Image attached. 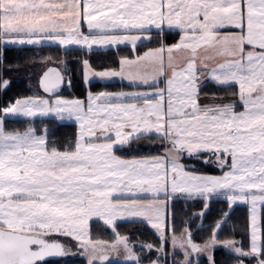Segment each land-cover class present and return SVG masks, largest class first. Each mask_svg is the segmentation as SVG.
I'll use <instances>...</instances> for the list:
<instances>
[{"label": "snow or ice", "instance_id": "obj_1", "mask_svg": "<svg viewBox=\"0 0 264 264\" xmlns=\"http://www.w3.org/2000/svg\"><path fill=\"white\" fill-rule=\"evenodd\" d=\"M167 30L179 35L176 43L163 42ZM153 32L159 46L121 58L118 68L96 71L83 61L86 82L118 77L149 90L89 91L85 100L63 99L58 92L64 76L49 67L40 79L48 98H18L0 109V264H42L70 254L56 237L76 241L88 264H112L110 256L121 253L126 264H142L129 237L117 231L118 222L155 229L161 244L150 264H160L168 243L167 201L177 195L202 198L201 217L213 196L223 197L229 209L203 245L187 229L180 237L173 233L182 264L217 246L238 264H264V0H0V47L48 43L92 52L127 44L135 50L151 42ZM205 81L236 87L237 100L201 105ZM8 117L27 118L28 126L10 131ZM45 117L74 120L75 140L58 147L43 120L39 129L33 123ZM152 139L162 143L161 154H115ZM203 154L215 157L222 175L197 174L194 165L189 170L184 161ZM238 204L249 207L247 250L242 241L219 240ZM90 221L115 239L93 240Z\"/></svg>", "mask_w": 264, "mask_h": 264}, {"label": "trees", "instance_id": "obj_2", "mask_svg": "<svg viewBox=\"0 0 264 264\" xmlns=\"http://www.w3.org/2000/svg\"><path fill=\"white\" fill-rule=\"evenodd\" d=\"M151 42L138 44L135 50L130 46H119L117 48H109L104 50H94L88 52L81 50L79 47H72L65 50L57 45H27V46H3L0 47V109L8 107L14 103L16 99L28 96L44 95L39 88V77L41 73L50 65L52 61H63L66 76L71 80L70 90L64 92L70 96L85 98L88 92V86L83 83L82 65L85 59L89 60L94 68L106 69L117 68L118 62L124 57H133L136 54L157 46L160 39L156 33L152 34ZM179 35L175 31H165L163 33V42L166 44L177 42ZM51 59H48V58ZM47 61V62H45ZM7 81V86H3V82ZM206 86L202 88L200 101L208 102L214 100H236L237 97L233 93L237 90L233 88H220L208 81ZM93 91L104 88L121 89L131 87L126 83L119 82H100L93 81L90 84ZM238 87V86H237ZM41 120L48 126L50 140H54L55 144L63 149L70 141H74L78 127L75 123H62L50 117L37 118L33 123L39 127ZM28 126V120L24 117H8L5 120V127L8 130L23 131ZM118 152L125 157L143 156V152L126 151L119 149ZM208 159L212 163L205 164L202 161ZM191 166H195L196 172H205L212 174H221L222 170L217 166L215 157L210 154H203L200 159H186L184 161ZM226 170V169H225ZM205 201L202 198L186 199L184 196H176L171 205L170 216L174 221L172 229L169 228L167 236L171 233L181 235L185 229L191 233L194 243L202 244L209 240L214 230V225L222 219V214L229 211L225 199L213 197L208 202L209 208L203 217L196 214L204 211ZM250 213L247 205H236L219 232V240L235 239L242 241L243 247L247 250L250 242ZM262 229H264V208L262 209ZM91 238L112 242L115 237L108 228L101 227L100 223L95 221L91 224ZM117 231L120 234L127 235L135 247V251L143 256L144 261L156 259L155 251L148 256L142 254L143 248L138 244H151L155 248L160 247L161 241L159 236L146 223H118ZM169 243L165 245L167 251L170 252ZM173 255V254H172ZM184 260L182 253H174ZM215 264H238L236 258L229 254V251L220 248L214 252ZM195 264H210L205 256H200ZM196 260V258H195ZM194 260L191 261L193 264ZM247 264H254V260H245ZM43 264H88L86 255L68 254L59 260H50ZM112 264H126L121 261H112Z\"/></svg>", "mask_w": 264, "mask_h": 264}, {"label": "rangeland", "instance_id": "obj_3", "mask_svg": "<svg viewBox=\"0 0 264 264\" xmlns=\"http://www.w3.org/2000/svg\"><path fill=\"white\" fill-rule=\"evenodd\" d=\"M44 44V43H43ZM7 46H12V45H7ZM89 61V60H88ZM50 62L51 63H55V64H58V65H61L62 66V68H63V70H64V72H65V68H67V67H65L64 68V64H62V63H60V62H58V61H52V60H50ZM89 63H90V65L92 66V68L94 69V70H96V71H100V70H98V69H96V68H94L93 67V65L91 64V62L89 61ZM66 73V72H65ZM66 75H67V73H66ZM67 77V79H68V76H66ZM96 80H99L98 78H91L90 79V81L89 82H86L85 81V79H84V81H85V84H86V86H88V92H87V95H88V93H89V91L91 92V93H93V94H97V93H100V92H103V91H93L92 89H91V87H90V84L93 82V81H96ZM69 84V81H67V83H66V85H68ZM161 87H163V86H161ZM103 90V89H102ZM119 90V89H118ZM144 90H149V89H138V88H136V89H134L133 91H126V92H134V91H144ZM87 95H86V97H87ZM59 96L61 97V98H63V99H81V100H85L86 98H72L73 96H71V97H69V95H67V94H59ZM29 97V96H28ZM34 97V96H33ZM40 97H44V98H48V96L47 95H42V96H40ZM26 98V97H25ZM237 100V99H236ZM231 101H234V100H214V101H208V102H201V101H199V103L201 104V105H207V104H220V103H227V102H231ZM239 110V109H238ZM77 127H78V125H77ZM142 141H140L139 143H141ZM157 142L158 141H156V142H154V141H152L151 140V142L149 143L148 141H143V143L141 144V145H139L138 143H132L130 146H126V147H124V148H117V149H114V151H115V154L116 155H118V156H121L122 158H125V159H132V158H147V157H149V156H155V155H159V154H161L162 152H163V145H162V143L160 142V144H157ZM119 149H124V150H126V151H135V152H137V151H141V152H143L144 154H143V156H138V157H125V156H122L119 152H118V150ZM147 152V153H146ZM150 153V154H149ZM190 170V169H189ZM197 174H207V175H213V176H220V175H222L223 173H221V174H212V173H205V172H197ZM177 196H180V195H177ZM213 197H217V196H213ZM213 197H211V198H213ZM162 199H163V197H161ZM175 198V197H174ZM173 198V199H174ZM211 198H210V200H211ZM217 198H222V199H224L223 197H217ZM173 199H171L170 201H167V203H168V205H169V207H168V209L166 210V220H167V224H168V227H167V230H166V235H167V231H168V229L169 228H171L172 229V226H173V223H174V221H172V218H171V214H170V211H171V205H172V202H173ZM209 200V201H210ZM236 206V205H235ZM235 206H233V208L235 207ZM262 209L263 208H261L260 209V212H261V215H260V224H261V226H262ZM92 222L93 221H90V232L92 233V230H91V224H92ZM102 223V222H101ZM118 223H120V222H118ZM150 228H151V226L150 225H148ZM152 229V228H151ZM153 231H155L156 232V230L155 229H152ZM156 234L159 236V234L156 232ZM121 235H123V234H121ZM172 235H173V233H171V235H168L167 237H168V243H169V248H171V250H170V252L169 251H167V249L165 248V253H166V255H164V256H161V257H159V259H160V264H174V261H176V262H181V264H182V262L184 261V260H181V257L179 256V255H174L173 253H177V252H182V254L184 255V253H183V251L180 249V248H175V249H173V246H172V243H171V237H172ZM176 235V234H175ZM123 236H127V235H123ZM64 238V237H63ZM64 239H66V241L68 242V244L69 245H72V243L73 242H76V241H74V240H72L71 238H64ZM94 240V239H93ZM101 241V240H100ZM170 241V242H169ZM109 243H111V242H109ZM132 243V242H131ZM204 243H202V244H199V245H203ZM139 245H141V244H138V246ZM77 245H75V247H76ZM134 246V245H133ZM164 247H165V245H164ZM220 248H223L222 246H217L215 249H213V250H208V251H204V252H199V253H192L191 254V261L192 260H194L193 262V264H195V263H197V260H199L198 258L200 257V256H205L207 259H208V261L210 262V264H213V260H214V252L217 250V249H220ZM224 249V248H223ZM134 250H135V247H134ZM226 250V249H225ZM153 251H155V247H154V249H153ZM153 251H151V252H153ZM190 251V250H189ZM151 252H149L147 249H143V251H142V254L144 255V257L145 256H148L149 254H151ZM137 253V252H136ZM155 254H156V256H155V258L156 259H154V260H149V261H144L143 260V256L141 255V254H139V253H137V255H139L141 258H142V264H150V262L151 261H155V260H157V258H158V254H157V252L155 251ZM173 254V255H172ZM212 257L213 258V260H210L209 259V257ZM86 258H87V261H88V257L86 256ZM195 258H196V260H195ZM110 260L111 261H121V262H123V263H126L125 261H124V259H123V254L121 253L119 256H117L116 254H112V256H110ZM245 264H247V263H245ZM255 264V263H254Z\"/></svg>", "mask_w": 264, "mask_h": 264}, {"label": "crops", "instance_id": "obj_4", "mask_svg": "<svg viewBox=\"0 0 264 264\" xmlns=\"http://www.w3.org/2000/svg\"><path fill=\"white\" fill-rule=\"evenodd\" d=\"M84 31H85V33H87V29H86V27L84 28ZM167 31H172V30H167ZM174 43H176V42H174ZM174 43H169L168 45H171V44H174ZM139 44V43H138ZM41 45H53V44H48V43H44V44H41ZM12 46H27V45H12ZM119 46H130L131 47V45H118V46H110L109 48H117V47H119ZM138 46V45H137ZM159 45H157V46H154V47H158ZM72 47H79V46H70L69 48H72ZM98 46H94V48H97ZM154 47H151V48H154ZM109 48H107V49H109ZM149 49V48H148ZM148 49H146V50H144V51H142V52H140V53H138V54H136V55H140V54H143L145 51H147ZM99 50H104L103 48H100ZM134 57V56H133ZM133 57H127V58H133ZM118 68V67H117ZM106 69H109V68H106ZM98 70H105V69H98ZM67 78V77H66ZM82 79H83V83L85 84V81H84V65H82ZM67 81H69V84H68V86L70 87V85H71V80L68 78L67 79ZM96 81H100V82H105V83H110V82H119V83H126L127 85H129V86H131L130 85V83L127 81V80H121L120 78H113L112 80H108V81H101V80H96ZM67 83V82H66ZM86 85V84H85ZM161 86H163L164 87V84L163 83H161L160 84V87ZM137 87H133V86H131V87H126V88H121V89H110V88H104L103 90L101 89V90H98V91H103V92H111V93H118V92H126V91H133L134 89H136ZM138 89H146V87H139ZM68 90H70L69 88L68 89H66V91H68ZM65 91V92H66ZM61 94H64L65 95V93L63 92V93H61ZM69 97H71L70 95H69ZM23 98H25V97H23ZM72 98H79V97H77V96H73ZM86 98V97H85ZM60 122H62V123H75L76 125H78L74 120H65V121H60ZM152 141H154V142H156V141H158V140H155V139H152ZM143 143V141L141 142V143H138L139 145H141ZM157 144H160V141H158L157 142ZM137 152H141V151H137ZM147 153V152H146ZM150 154V153H149ZM176 236L177 237H180L181 235L179 234V235H177L176 234ZM170 242V241H169ZM228 251V250H227ZM179 253H182V252H179ZM214 264H215V262H214Z\"/></svg>", "mask_w": 264, "mask_h": 264}, {"label": "water", "instance_id": "obj_5", "mask_svg": "<svg viewBox=\"0 0 264 264\" xmlns=\"http://www.w3.org/2000/svg\"><path fill=\"white\" fill-rule=\"evenodd\" d=\"M49 67H54V68H56V69L59 70V71L63 74V76H64V83H63V84L61 85V87H60V90H59V92H58V95H59V94L65 92L66 89L70 88L68 85H66V82H67L66 73L64 72V70H63V68H62L61 65H58V64L52 63V64H50V65H49V66H48V67H47V68L41 73V75H40V77H39V88H40L41 92H43L42 88L40 87V79H41V77L43 76V73H44L45 71H47V69H48ZM43 93H44V92H43ZM44 94L48 96V94H46V93H44ZM56 239H58L62 244L65 245V243H64V241H62V239H59V238H56ZM65 247H66V245H65ZM66 249H67V247H66ZM67 250H68V249H67ZM72 254L74 255L75 252H72ZM66 256H67V255H65V256H63V257H49V258H46V260H45L44 262H42V264L45 263V262H47V261H50V260H59V259H62V258H64V257H66Z\"/></svg>", "mask_w": 264, "mask_h": 264}, {"label": "flooded vegetation", "instance_id": "obj_6", "mask_svg": "<svg viewBox=\"0 0 264 264\" xmlns=\"http://www.w3.org/2000/svg\"><path fill=\"white\" fill-rule=\"evenodd\" d=\"M56 238L62 239V241H64V243H65V245H66V247H67V249H68V252H69L70 254H72V252H75V254H76V253L81 254V253L83 252L82 249L78 248L77 246L75 247V245H77L76 242H73L72 245H69L68 242L66 241V239H64L63 237H56ZM81 255H82V254H81Z\"/></svg>", "mask_w": 264, "mask_h": 264}]
</instances>
